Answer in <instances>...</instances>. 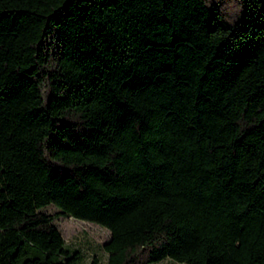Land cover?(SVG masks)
Segmentation results:
<instances>
[{"label":"trees","instance_id":"16d2710c","mask_svg":"<svg viewBox=\"0 0 264 264\" xmlns=\"http://www.w3.org/2000/svg\"><path fill=\"white\" fill-rule=\"evenodd\" d=\"M0 264H264V0H0Z\"/></svg>","mask_w":264,"mask_h":264},{"label":"rangeland","instance_id":"374dc122","mask_svg":"<svg viewBox=\"0 0 264 264\" xmlns=\"http://www.w3.org/2000/svg\"><path fill=\"white\" fill-rule=\"evenodd\" d=\"M6 159L0 162V187L2 183L1 172L7 168ZM51 215H59L55 223L60 229L69 247L80 249L84 254L82 264H108V254L104 245L109 242L111 233L99 225L60 215V210L51 205L45 209ZM159 264H177L169 259Z\"/></svg>","mask_w":264,"mask_h":264}]
</instances>
